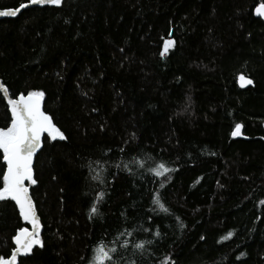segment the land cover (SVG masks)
<instances>
[{
    "label": "trees",
    "instance_id": "obj_1",
    "mask_svg": "<svg viewBox=\"0 0 264 264\" xmlns=\"http://www.w3.org/2000/svg\"><path fill=\"white\" fill-rule=\"evenodd\" d=\"M21 2L0 0V8ZM262 2L64 0L0 19L1 81L14 96L44 90V110L68 136L35 157L30 194L45 246L19 262L85 264L120 231L134 236L119 243L153 238L139 229L163 180L170 214L155 209L166 217L156 221L159 246L143 260L121 249L127 261L264 264V22L253 16ZM171 28L175 47L161 57L159 37ZM240 74L253 84L238 86ZM9 123L0 94V127ZM236 123L241 135L232 137ZM162 161L179 171L152 176L148 168ZM89 164L110 183L93 181ZM100 191L106 203L90 220ZM13 205L0 202V256L25 225Z\"/></svg>",
    "mask_w": 264,
    "mask_h": 264
},
{
    "label": "snow or ice",
    "instance_id": "obj_2",
    "mask_svg": "<svg viewBox=\"0 0 264 264\" xmlns=\"http://www.w3.org/2000/svg\"><path fill=\"white\" fill-rule=\"evenodd\" d=\"M63 3L64 0H24L15 8L0 10V17H16L22 10H26L33 5H50L60 8ZM255 11L257 16L264 17V3L259 4ZM175 44L176 42L173 39L165 41L164 49L160 52V56L164 57L170 49L175 47ZM120 51H123V49ZM56 75L60 80L64 79L60 73H56ZM240 80L244 82L245 77L240 76ZM246 84L252 85L253 80L247 79ZM0 93L6 99L7 109L10 113L8 126L0 127V153H2L3 162L0 164V176H2L0 202H14L13 206L18 209L19 217L31 225V231L26 227L19 228L13 237L16 246L9 254L0 256V264H18L19 257L28 258L34 255V248L39 250L45 246L41 238V223L33 198L29 193V186L37 184V179L34 178V157L42 150L44 143H51L57 140L66 141L68 136L53 122V115L48 114L43 109L44 90L32 89L26 93H19L15 98H11L9 88L3 82H0ZM242 127V124L236 123L231 136H240ZM101 131H103V126H101ZM261 139H264V137H261ZM120 151L123 152L124 149L121 148ZM153 163L154 166L149 167L148 172L156 178L170 179L169 173L179 171L177 168L166 166L167 162ZM88 168L93 181L101 184L110 183L106 180H101V176L96 173V169L91 164L88 165ZM25 182H28V186H26ZM160 186L163 187L164 185L161 184ZM104 197V191L98 192L95 201L89 205L88 217L90 220L100 215L99 205L101 202L106 203ZM151 204L154 206L152 214L145 213L148 227H142L139 232L147 233L153 238L141 240L140 242L129 239L119 243L120 237L127 236L131 238L134 236L131 231H120L114 241L105 243L101 239L92 249V255L82 258L85 264H137L135 259L127 261L121 249L127 251L131 248L134 250L133 255L138 254L143 260L145 253L148 252L150 247L153 245L158 247L159 241L162 239V233L156 221L158 218L163 219L166 217H159L155 209L159 207L164 213H170L164 203H162V195L160 193L152 195ZM260 204L264 205V200H261ZM259 219L260 217L258 216L257 220ZM184 227L181 223L180 228L183 229ZM232 236L233 233L230 231L223 239L227 240ZM200 239L204 240L205 237L201 236ZM110 244H115V246H109ZM148 255L151 257L152 253H148ZM244 256H246V253L241 252L236 256V260H240ZM19 264H25V261L20 260ZM162 264H175V261L169 256L164 259Z\"/></svg>",
    "mask_w": 264,
    "mask_h": 264
},
{
    "label": "bare ground",
    "instance_id": "obj_3",
    "mask_svg": "<svg viewBox=\"0 0 264 264\" xmlns=\"http://www.w3.org/2000/svg\"><path fill=\"white\" fill-rule=\"evenodd\" d=\"M45 6H49V5H45ZM40 7H42V6H40ZM0 9H1V8H0ZM4 9H12V8H4ZM254 9H255V8H254ZM254 9H253V11H254ZM22 11H23V10H22ZM22 11H21V12H22ZM253 16H254V14H253ZM254 17H255V16H254ZM256 18H257V17H256ZM258 19H260V18H258ZM260 20H261V19H260ZM262 21H263V20H262ZM263 22H264V21H263ZM171 32H172V28L169 29V30L167 31L166 35H161V36L159 37L160 48L164 49V43H165V41H167L168 39H173ZM240 76H244L245 78H248V77H246L245 75L240 74V75L237 77V84H238V86H239L238 80H239V77H240ZM248 79H250V78H248ZM9 94H10L11 97H16V96H17V95H15V96L12 95V94L10 93V91H9ZM156 183H157V188L155 187V189H153V195L156 194V193H159V192L165 187V185H166V183H165L163 180H158V182H156ZM161 184H163L164 186L161 187V186H160ZM262 200H264V198H263ZM167 209H168V206H167ZM159 211H163V210L160 209ZM175 219H176L177 223H179L180 218H179L178 215H175ZM41 223H42V222H41ZM23 227H27V226L24 225ZM42 227L44 228L43 223H42ZM19 228H21V227H18V228L15 230V232H16L17 230H19ZM11 250H12V249H11ZM11 250H10V252H11Z\"/></svg>",
    "mask_w": 264,
    "mask_h": 264
},
{
    "label": "water",
    "instance_id": "obj_4",
    "mask_svg": "<svg viewBox=\"0 0 264 264\" xmlns=\"http://www.w3.org/2000/svg\"><path fill=\"white\" fill-rule=\"evenodd\" d=\"M262 3H264V2H262ZM261 4V3H260ZM45 6V5H44ZM258 6V5H257ZM256 6V7H257ZM31 7H40V5H33V6H31ZM256 7H255V9H254V11H253V14H254V16L255 17H257V18H260L261 20H263L264 21V17H259V16H257L256 15ZM0 10H6V9H0ZM2 18H15V17H0V19H2ZM248 78H245V81L244 82H242L241 80H240V77H239V80H238V83H239V86L241 87V88H245V87H247V86H249L248 84H246V80H247ZM0 82H2L1 81V79H0ZM1 94V96H2V98H3V100H4V102H5V104H6V106H7V101H6V99L3 97V94L2 93H0ZM11 97V96H10ZM11 98H15V97H11ZM44 102V101H43ZM43 102H42V107H43V109H44V106H43ZM10 114V113H9ZM34 162H35V157H34ZM6 167V166H5ZM26 183V186H28V182H25ZM29 193H30V186H29ZM31 195V194H30ZM14 203V202H13ZM35 204V203H34ZM35 207H36V205H35ZM36 210H37V208H36ZM17 211H18V209H17ZM37 215H38V211H37ZM38 218H39V220H40V223H41V219H40V216L38 215ZM21 220H22V222L23 223H25V225L27 226L26 228H28L29 229V231H31V225H29V224H27V222H25V221H23V219L21 218ZM18 231V230H17ZM17 231L15 232V234H14V236L16 235V233H17ZM42 231H43V227H42V223H41V234H42ZM13 236V237H14ZM12 244H13V248L16 246L15 245V243H14V240H13V238H12ZM12 248V249H13ZM20 258H22V257H19L18 258V262H19V259Z\"/></svg>",
    "mask_w": 264,
    "mask_h": 264
},
{
    "label": "rangeland",
    "instance_id": "obj_5",
    "mask_svg": "<svg viewBox=\"0 0 264 264\" xmlns=\"http://www.w3.org/2000/svg\"><path fill=\"white\" fill-rule=\"evenodd\" d=\"M13 243V242H12Z\"/></svg>",
    "mask_w": 264,
    "mask_h": 264
}]
</instances>
